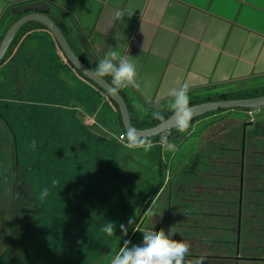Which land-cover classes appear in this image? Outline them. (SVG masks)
Here are the masks:
<instances>
[{
  "label": "crops",
  "instance_id": "1",
  "mask_svg": "<svg viewBox=\"0 0 264 264\" xmlns=\"http://www.w3.org/2000/svg\"><path fill=\"white\" fill-rule=\"evenodd\" d=\"M30 1L0 0V39ZM35 1L44 3L37 6L45 8L91 70L113 48L134 58L140 87L121 90L134 121L156 115L157 109L159 114L171 110L172 90L182 85L192 101L264 80V0ZM103 79L111 84V77ZM5 92L22 97L18 101L33 107L29 114L40 115L51 130L72 135V151L85 155L92 144L94 159L107 153L108 173L118 170L143 199L151 192L139 220L150 212L154 226L162 216L163 229L142 226L144 217L120 250L125 241L138 246L144 230L168 235L172 229V239L191 246L186 259L248 264L244 257H264V115L259 109L253 110L255 121L234 109L201 117L193 127L219 125L212 134L199 130L187 144L188 134L177 142L176 132L148 141V150L129 148L127 138L118 141L123 131L111 101L65 61L50 33L32 22L18 29L0 62V93ZM234 113L247 118L241 144L228 135L239 124L223 123ZM172 197L173 221L166 211Z\"/></svg>",
  "mask_w": 264,
  "mask_h": 264
},
{
  "label": "rangeland",
  "instance_id": "2",
  "mask_svg": "<svg viewBox=\"0 0 264 264\" xmlns=\"http://www.w3.org/2000/svg\"><path fill=\"white\" fill-rule=\"evenodd\" d=\"M261 87L264 80L239 84L225 91L251 93ZM10 95L12 92L0 93V264H111L120 253L125 236L144 217L142 226L163 229L162 216L154 226L151 224L155 217L151 218L150 212L147 215L145 212L139 220L151 192L147 191V198L143 199L138 187L134 189L118 170L113 168L108 173V165L103 164L106 152L99 153L100 159H94L95 147L91 144L93 151L77 154L70 146L72 135L51 130L48 121L40 115L29 114L33 107L21 103L22 97ZM158 112L161 109L152 114ZM238 113L230 114L223 123L239 124V129L228 135L235 138L233 143L241 144V125L247 118ZM258 115H264V107ZM258 115L252 114L251 121ZM192 123L191 135L183 144L196 137L199 130L212 134L219 125L215 121L193 127ZM186 134L179 132L174 138L178 142ZM223 139L226 141L225 135ZM165 154L167 160L171 152ZM53 179L59 180V184L53 185ZM45 188L48 195L41 199ZM166 202V211L173 221L175 200L172 197ZM130 219L134 221L132 225L128 224ZM107 222L115 226L112 237L101 231ZM121 224L127 228L126 233L120 230ZM133 243L128 246L132 247Z\"/></svg>",
  "mask_w": 264,
  "mask_h": 264
},
{
  "label": "clouds",
  "instance_id": "3",
  "mask_svg": "<svg viewBox=\"0 0 264 264\" xmlns=\"http://www.w3.org/2000/svg\"><path fill=\"white\" fill-rule=\"evenodd\" d=\"M92 72L97 78L111 77L109 88L113 94H118L123 89L140 87L137 83L138 72L134 58L130 55H121L115 48L96 64ZM188 91L187 85L172 90L170 107L177 130L191 135L193 109L190 107ZM156 116L159 118L160 114L156 113ZM127 142V146L133 149L148 150L151 147L150 142L132 133L127 134ZM167 147L172 148L174 145L167 144ZM52 184L58 185L59 180L53 179ZM47 195L48 189L45 188L41 191L40 198L43 199ZM133 223L131 219L128 221L129 225ZM120 230L127 232L123 224L120 225ZM101 231L112 237L115 226L112 222H107L102 226ZM171 236L172 229L168 235L163 230L159 232L146 230L143 232V246L129 247L131 241H125L120 253L113 258L111 264H205L206 257L203 256L186 259L190 254V244L172 239Z\"/></svg>",
  "mask_w": 264,
  "mask_h": 264
},
{
  "label": "water",
  "instance_id": "4",
  "mask_svg": "<svg viewBox=\"0 0 264 264\" xmlns=\"http://www.w3.org/2000/svg\"><path fill=\"white\" fill-rule=\"evenodd\" d=\"M37 23L44 27L52 36L57 44L65 61L82 77L95 85L103 94L115 105L119 115L120 124L123 133L127 136L128 133L135 134L142 139H150L155 136L167 133L171 129L176 127V122L172 118V114L162 121L158 122L152 127L145 129H136L130 124L129 115L126 104L121 95L113 94L110 91L109 83L103 78H97L92 70L82 63L73 51L70 49L65 37L56 24L45 14L42 13H27L15 21H13L4 31L0 39V62L6 52L9 43L18 29L26 23ZM193 109V119L205 115L207 113H213L218 110H233V109H249L258 110L264 107V95H260L253 98H241V99H227V100H213L205 101L198 104L190 105ZM145 231V230H144ZM140 235L138 246H143V232ZM159 232V230H154ZM167 235V232L164 231Z\"/></svg>",
  "mask_w": 264,
  "mask_h": 264
},
{
  "label": "trees",
  "instance_id": "5",
  "mask_svg": "<svg viewBox=\"0 0 264 264\" xmlns=\"http://www.w3.org/2000/svg\"><path fill=\"white\" fill-rule=\"evenodd\" d=\"M31 5L30 7H24L23 6V9L19 10V12L13 16L12 20H11V23L13 21H15L17 18H19L20 16L24 15V14H27V13H30V12H36V13H42L44 14L46 11H45V8L44 7H39L37 6V4H44L42 3L41 1H30ZM22 3H18L16 5H13L15 7H20ZM7 14V13H4V15ZM34 25L36 26H39V27H42L41 25L37 24V23H33ZM56 26L60 29L59 25L56 24ZM43 28V27H42ZM4 57V56H3ZM80 75V74H79ZM81 76V75H80ZM84 78V77H83ZM85 79V78H84ZM88 81V80H87ZM89 82V81H88ZM91 83V82H89ZM109 83V82H108ZM92 84V83H91ZM110 84V83H109ZM93 85V84H92ZM99 92H101L103 94V92L101 90H99L95 85H93ZM119 94L121 95L122 99L124 100L125 102V99L123 97V94L121 93V91L119 92ZM104 95V94H103ZM260 95H264V87H261L259 88L258 90L256 91H252L251 93H246L244 91H237V92H234V93H221V94H217V95H212V96H207V97H204V98H196L192 101H190V105H194V104H198V103H201V102H205V101H213V100H227V99H241V98H253V97H257V96H260ZM112 103V102H111ZM126 104V102H125ZM112 105L115 107V105L112 103ZM126 107H127V104H126ZM116 109V107H115ZM234 110H238V111H248L249 109H234ZM128 111V115H129V120H130V124L136 128V129H145V128H149V127H152L154 126L155 124H157L158 122L162 121L163 119H165L166 117L170 116L172 114V110H168V111H165L164 113H161L159 118H157L156 115L154 116H150V117H147V118H144V119H139L134 121L133 120V117H131L130 115V112L129 110L127 109ZM222 111H226V110H218L216 112H213V113H207L205 115H202L200 117H197V118H194L192 119L191 123L201 117H204V116H208V115H211V114H214V113H218V112H222ZM178 131L177 130V127L171 129L170 131L167 132L168 135H173L174 132ZM163 134L161 135H158V136H155L153 138H150L148 140H152V141H155L157 140L158 138H160V136H162ZM12 162H13V166L16 168L17 166V160H16V156H15V153L12 154ZM199 258V257H198ZM242 260L248 262V264H251V262H264V257L260 258V257H257V256H247V257H244Z\"/></svg>",
  "mask_w": 264,
  "mask_h": 264
},
{
  "label": "built area",
  "instance_id": "6",
  "mask_svg": "<svg viewBox=\"0 0 264 264\" xmlns=\"http://www.w3.org/2000/svg\"><path fill=\"white\" fill-rule=\"evenodd\" d=\"M245 116H247L250 120H251V115L253 113V110H248V111H245ZM82 121L85 123V124H92V120L88 117H83L82 118ZM127 138V136L124 134V133H121L119 136H118V141L120 142H123L125 141Z\"/></svg>",
  "mask_w": 264,
  "mask_h": 264
}]
</instances>
